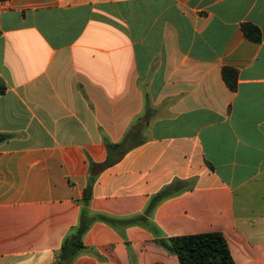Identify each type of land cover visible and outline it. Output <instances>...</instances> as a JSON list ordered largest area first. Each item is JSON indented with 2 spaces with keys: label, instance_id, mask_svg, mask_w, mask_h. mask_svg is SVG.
Wrapping results in <instances>:
<instances>
[{
  "label": "crops",
  "instance_id": "obj_1",
  "mask_svg": "<svg viewBox=\"0 0 264 264\" xmlns=\"http://www.w3.org/2000/svg\"><path fill=\"white\" fill-rule=\"evenodd\" d=\"M0 135V264H53L91 179V210L119 220L180 193L148 227L95 223L75 264H181L151 227L264 264V0H0Z\"/></svg>",
  "mask_w": 264,
  "mask_h": 264
},
{
  "label": "trees",
  "instance_id": "obj_2",
  "mask_svg": "<svg viewBox=\"0 0 264 264\" xmlns=\"http://www.w3.org/2000/svg\"><path fill=\"white\" fill-rule=\"evenodd\" d=\"M244 35L255 42H260L261 32L252 24L242 26ZM224 78L230 89L234 90L237 85V72L233 69H224ZM142 125L139 124L125 135L120 144L107 143L109 151L108 161L103 165L109 168L120 162L122 158L132 149L141 145ZM9 139L8 135H0V143ZM93 183L91 179L84 191L81 201L82 211L79 223L65 237L57 259L53 264H75V261L83 254L96 255L93 250L88 249L84 244V238L91 227L98 222L105 223L115 230L120 231L122 227L147 226L151 224L148 218L152 217L159 204L167 200L180 190L172 186L164 189L153 197L145 210V214L129 220H119L103 214L95 213L91 210L93 199ZM155 235V241L169 253L177 256L181 264H236L228 243L223 234L218 232L204 233L198 235L164 238L159 229L149 228Z\"/></svg>",
  "mask_w": 264,
  "mask_h": 264
},
{
  "label": "water",
  "instance_id": "obj_3",
  "mask_svg": "<svg viewBox=\"0 0 264 264\" xmlns=\"http://www.w3.org/2000/svg\"><path fill=\"white\" fill-rule=\"evenodd\" d=\"M102 171V168H98L95 173L92 174V177H97Z\"/></svg>",
  "mask_w": 264,
  "mask_h": 264
}]
</instances>
